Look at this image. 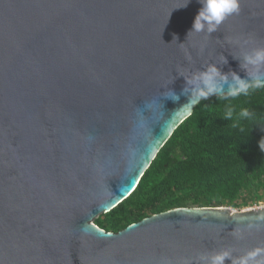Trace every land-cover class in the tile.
<instances>
[{
	"label": "water",
	"instance_id": "95a60500",
	"mask_svg": "<svg viewBox=\"0 0 264 264\" xmlns=\"http://www.w3.org/2000/svg\"><path fill=\"white\" fill-rule=\"evenodd\" d=\"M239 6L209 33L193 31L199 0H0V264H264V206L94 223L192 113L189 79L227 75L207 98L233 73L264 80L245 61L264 0Z\"/></svg>",
	"mask_w": 264,
	"mask_h": 264
},
{
	"label": "trees",
	"instance_id": "16d2710c",
	"mask_svg": "<svg viewBox=\"0 0 264 264\" xmlns=\"http://www.w3.org/2000/svg\"><path fill=\"white\" fill-rule=\"evenodd\" d=\"M212 96L197 103L156 153L122 202L94 223L116 233L178 207L235 209L264 202V89L247 96ZM233 108V117L225 113ZM247 109L252 121L241 118ZM243 129V130H241Z\"/></svg>",
	"mask_w": 264,
	"mask_h": 264
},
{
	"label": "clouds",
	"instance_id": "9594fccd",
	"mask_svg": "<svg viewBox=\"0 0 264 264\" xmlns=\"http://www.w3.org/2000/svg\"><path fill=\"white\" fill-rule=\"evenodd\" d=\"M199 2L201 3V9L198 11L193 23V31L195 32L203 31L206 28L207 31L211 33L216 30L228 16L240 11L239 0H199ZM245 61L247 64L253 66L264 64V49L256 50L253 55L246 56ZM226 82H228L227 75L221 74L215 66H210L206 72L192 77L188 80V84L192 85L190 90L191 98L188 106H194L202 98L206 99L209 95L214 93H221L223 83ZM260 89H264V80L259 76L252 77L251 81H249L233 73L228 92L224 94L222 98L235 99L241 95L247 96L250 90L257 91ZM239 116L241 118H248L249 122H251L253 118L247 109H242ZM225 117L232 119L233 108L231 106L228 107ZM259 147L264 151V138L259 142ZM228 255L227 252L215 255L212 257L211 264H223L224 259ZM239 264H247V260L239 261Z\"/></svg>",
	"mask_w": 264,
	"mask_h": 264
},
{
	"label": "rangeland",
	"instance_id": "374dc122",
	"mask_svg": "<svg viewBox=\"0 0 264 264\" xmlns=\"http://www.w3.org/2000/svg\"><path fill=\"white\" fill-rule=\"evenodd\" d=\"M262 206H264V202H260L257 205L254 204V205H251V206L243 207L241 209L231 208V210L232 211H241V210H247L249 208H256V207H262Z\"/></svg>",
	"mask_w": 264,
	"mask_h": 264
}]
</instances>
